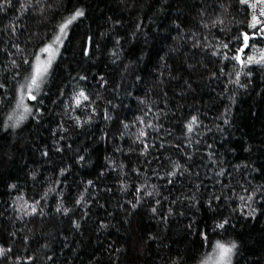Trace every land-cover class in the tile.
Instances as JSON below:
<instances>
[{
	"label": "trees",
	"instance_id": "1",
	"mask_svg": "<svg viewBox=\"0 0 264 264\" xmlns=\"http://www.w3.org/2000/svg\"><path fill=\"white\" fill-rule=\"evenodd\" d=\"M77 9L14 121L30 65ZM254 16L251 0L5 5L0 264H200L217 242L264 264V63L232 59L264 55V33L244 47Z\"/></svg>",
	"mask_w": 264,
	"mask_h": 264
},
{
	"label": "snow or ice",
	"instance_id": "2",
	"mask_svg": "<svg viewBox=\"0 0 264 264\" xmlns=\"http://www.w3.org/2000/svg\"><path fill=\"white\" fill-rule=\"evenodd\" d=\"M12 2V0H2V2H0V11L4 10L5 5H10ZM30 2V0H29ZM37 2H39V0H37ZM241 3H248V0H240ZM257 4L258 5H264V0H257ZM257 4H254L253 7H257ZM22 7H24V5H21ZM84 15V12L80 9H77L72 16L70 17V19H68L64 24L60 25L59 27V35H57L54 39V43H59L63 36L66 35V29L68 28V25L71 24L73 21H75L77 18L82 17ZM260 15L262 17H264V9L260 10ZM253 21L254 23L251 25V27L255 28L256 25L258 23H260V21L254 16L253 17ZM13 32L15 31V27L11 26ZM259 33H264V28H261L258 30V33H254L252 37H250L247 33L243 34V42H244V47L245 48H250L251 45L249 44V40L250 39H254L256 34ZM223 47L227 48L228 45H223ZM52 46L48 45L45 48L41 49L42 52H49L51 50ZM244 48L238 49V52H243ZM232 59L240 62L242 65H247V64H252V63H264V55H261L259 59H256L254 56H247L246 60H242L241 57L239 55L237 56H233ZM13 63H15L13 61ZM24 63H29L28 61H24ZM51 64V57H49L47 65H45L43 67V70H41V67L39 65H30V67L33 68V71L30 75L29 78V82L27 85H21V91L25 90V88L29 91V93L31 92L32 89H38L39 88V80L42 78V76L47 72V66ZM238 78H239V73H237V81L238 82ZM3 85H0V88H2ZM21 99H23V97H21ZM30 99L35 100L36 96L34 95H30ZM81 99L83 100H88L89 97L87 95H85V93L83 91L79 92L75 103L77 106H80L81 104ZM26 112H29L30 109H25ZM24 119L23 116L20 117V120ZM196 123V117H193L192 120L189 122V124L187 125L188 131L191 132L193 130L192 126L193 124ZM225 123H227V121H225ZM15 126V125H13ZM125 127H127L125 125ZM145 133L141 132L140 136H144ZM177 170H179L181 168V165H176ZM183 174V173H181ZM221 175H223V173H220ZM170 176H176L177 172L173 171L171 173H169ZM171 182V181H170ZM89 183H91V181H89ZM137 191H139V189H137ZM146 195H151V193H146ZM252 195H249L247 197L248 200H252ZM241 199L243 200L244 197H241ZM133 207H135V205H133ZM59 210V209H58ZM36 209L33 208V212H35ZM153 212H155V209H153ZM252 214V213H249ZM225 224H227V220H225L224 222L220 223L217 225L218 228H223L225 226ZM78 226V225H77ZM216 247L220 250V258L222 260L227 259L228 264H230V255L233 252V250L237 247V245L235 243H232L230 246H225L223 244H220L219 242L217 243ZM5 255V250L3 248H0V256Z\"/></svg>",
	"mask_w": 264,
	"mask_h": 264
},
{
	"label": "rangeland",
	"instance_id": "3",
	"mask_svg": "<svg viewBox=\"0 0 264 264\" xmlns=\"http://www.w3.org/2000/svg\"><path fill=\"white\" fill-rule=\"evenodd\" d=\"M251 1L253 2V5L257 4V0H251ZM254 9H255V13L257 15L256 18L260 21V23H258L259 29L264 28V17H262L260 15V10L264 9V5H258L257 4V7H254ZM56 44H58V43H54V41L52 43L48 44V45H51L52 48L47 53L40 51L39 55L37 56V58L34 62V65H39L41 67V70H43V67L45 65H47L49 57H51V63H52V61L54 60V58L56 56V52L58 51V46ZM48 45H46V46H48ZM50 65L47 66V72L39 80V88L38 89H32L31 92L29 93V91L26 88L23 91H21V88H20V91L18 93V99L16 102V108L12 114V119L14 121H16V122L21 121L20 117L21 116L25 117L32 110V103H34L37 100L38 96L40 95V93L42 91V88H43V85L45 83L46 75L48 73ZM28 82H29V79L23 85H27ZM30 95L36 96V99L35 100L30 99ZM21 97H23V99H21ZM26 108L30 109V111L26 112L25 111ZM217 243H216V245H217ZM220 244H222V243H220ZM225 246H230V245H225ZM234 256H235V249L233 250V252L230 255V264H233V257ZM200 264H228V261H227V259L222 260L220 258V250L215 246V248L212 250L211 254Z\"/></svg>",
	"mask_w": 264,
	"mask_h": 264
}]
</instances>
